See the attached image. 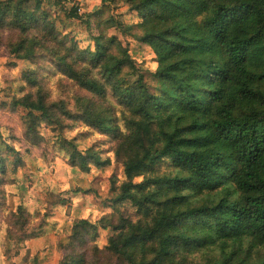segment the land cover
<instances>
[{"label":"trees","instance_id":"16d2710c","mask_svg":"<svg viewBox=\"0 0 264 264\" xmlns=\"http://www.w3.org/2000/svg\"><path fill=\"white\" fill-rule=\"evenodd\" d=\"M118 2L139 15L140 41L157 64V94L149 92L114 37L99 35L93 52L56 60L61 75L93 97L110 90L130 116L126 134L108 128L91 110L72 116L113 135L125 179L113 202H128L139 215L134 222L121 216L117 225L102 220V229L113 233L104 251L114 264H264V0H102ZM41 5L42 0L0 1V31L26 35L37 29L48 35L46 41H57ZM64 15L81 19L77 8ZM38 43L26 35L10 54L28 60ZM27 83L33 84L30 76ZM12 107L28 111L33 134L48 118L41 95L24 96ZM171 110L179 116L167 117ZM60 147L68 164L82 172L110 165L71 141ZM163 161L172 173L154 176ZM143 174L148 177L134 184ZM96 230L80 221L73 233L90 236ZM197 253L203 261L189 262Z\"/></svg>","mask_w":264,"mask_h":264},{"label":"rangeland","instance_id":"374dc122","mask_svg":"<svg viewBox=\"0 0 264 264\" xmlns=\"http://www.w3.org/2000/svg\"><path fill=\"white\" fill-rule=\"evenodd\" d=\"M73 8L78 9L80 20L65 17L64 10ZM42 11L55 24L58 39L46 41L45 33L29 31L28 38L35 37L39 43L28 60L10 54L26 35L11 29L0 31V264H114L115 258L104 251L113 233L102 229V220L110 218L117 225L121 216L134 222L139 215L128 202H113L125 180L113 154V135L101 134L72 116L91 110L108 128L115 127L122 134L127 133L130 116L110 90L103 98L93 97L61 75L56 60L67 56L73 61L80 51L93 52V38L99 35L114 37L127 49L149 92L157 94L155 56L140 41L139 15L124 2L105 5L102 0H42ZM111 20L119 27H110ZM29 76L33 84L27 83ZM125 78L133 80L127 73ZM27 95L33 99L41 95L47 110L48 118H42L35 134L28 111L12 107ZM177 116L175 110L167 114ZM64 141L73 142L82 152L95 150L101 159H109L110 165L103 169L91 166L87 172L71 167L60 147ZM172 171L170 163L163 161L153 175ZM146 177L143 174L133 182L140 184ZM80 221L95 225L96 233L74 234L73 228ZM217 252L215 249L207 255ZM202 258L197 253L188 261L201 263Z\"/></svg>","mask_w":264,"mask_h":264}]
</instances>
